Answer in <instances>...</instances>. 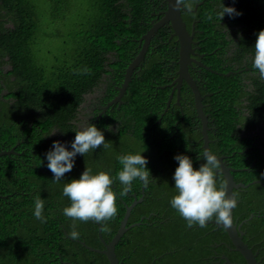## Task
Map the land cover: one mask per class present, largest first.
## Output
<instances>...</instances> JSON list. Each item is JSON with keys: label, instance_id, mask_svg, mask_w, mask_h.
Masks as SVG:
<instances>
[{"label": "trees", "instance_id": "1", "mask_svg": "<svg viewBox=\"0 0 264 264\" xmlns=\"http://www.w3.org/2000/svg\"><path fill=\"white\" fill-rule=\"evenodd\" d=\"M38 1L0 0V153L11 149L15 152L0 157V264H109L104 255L90 252L79 243L103 250L97 222L74 221L63 214L70 200L62 189L85 167L115 177L121 167L117 155L142 151L150 165L147 166L150 183L146 185L142 202L130 213L129 229L115 247L119 263L224 264L222 256L231 263H244L243 257L233 250L224 229L211 224L189 225L170 204L176 192L172 176L177 162L173 157L186 154L193 159L194 167L203 162L200 146L191 147L199 138L198 134L191 135L185 130L174 133L169 128L168 133H163L165 116L162 126L156 125L159 113L147 108L153 80L158 81L160 72L165 71L161 60L165 59L169 65V60L177 58L173 44L170 48L161 45L155 56H150L154 44L151 45L141 69L134 73L127 88L121 121L126 120L129 128L137 129L138 143L125 144L118 141L120 137L116 133H107V147L101 146L84 156L78 154L72 171L60 181L53 180L45 153L57 138L66 145L73 140L75 133L69 121L75 116L83 96L97 87L107 72L105 68L124 72L126 63L139 51L137 40L151 26L153 9L149 0H81L86 5L85 16L79 17L81 20L68 36L70 44L65 42L64 51L54 55L52 65L47 66L40 60L38 48L44 20L62 21L71 3L77 0H43L49 12L40 9ZM180 2L189 10L202 3L196 12L182 14L188 25L192 19H198L204 24L202 30L214 31L221 39V30L238 28L234 52L228 62H235L239 69L248 67L249 72L243 70L241 74L228 77L208 74L202 94L211 93L207 100L215 104L218 130L209 137L218 141L211 145V152L226 156L228 167L238 170L232 174L235 183L249 185L233 191L237 201L233 210L234 224L246 221L241 226L242 240L257 253V262L264 264V187L252 184L255 181L264 184V156L261 147L253 146L249 138L255 126L264 124V79L251 64L256 33L264 29V0H223L225 6H233L242 14L231 17L225 14L221 21L216 15L220 0ZM162 31L157 33L156 42L160 37L166 41L168 33L162 35ZM108 56L117 62L110 64L112 59ZM218 62L217 65L222 66ZM231 69L222 70L219 66L216 71L225 74ZM176 70V66H171L167 72L173 75ZM118 79L122 80V76ZM246 81H250L251 87L239 84ZM240 98L246 102L244 107ZM242 108L246 116L240 115ZM133 121L137 122L136 128ZM242 130L247 138L237 137ZM260 145L264 147V142ZM216 181L218 187H224L221 174ZM141 185L142 182L134 180L132 190L121 196V184L115 180L112 187L117 193V214L98 223L105 242L116 234L126 206L133 201L128 194L141 197ZM36 194L45 201L47 221L43 223L33 215ZM211 220L221 222L215 217ZM74 223L79 232L77 238L70 236ZM134 224L138 225L132 227Z\"/></svg>", "mask_w": 264, "mask_h": 264}, {"label": "clouds", "instance_id": "2", "mask_svg": "<svg viewBox=\"0 0 264 264\" xmlns=\"http://www.w3.org/2000/svg\"><path fill=\"white\" fill-rule=\"evenodd\" d=\"M220 6V10L216 12L220 21L225 14L230 17L242 14L233 6H225L223 0H220ZM211 18L210 15L209 19ZM253 47L252 68L261 79H264V29L256 33ZM73 132L74 139L67 145L53 141L51 148L45 153L47 167L53 173L55 181H60L66 173L72 171L78 154L84 156L101 146L107 147L104 131L89 121H81ZM143 152L117 155L116 159L121 167L115 177L110 176L108 172L85 167L77 178L70 179L63 186V195L70 200V204L63 208V214L74 221L83 222L92 220L100 223L113 218L118 211L117 193L112 187L116 179L121 184V196L132 190L134 180H139L145 185L150 183L148 160L142 155ZM173 158L177 162L172 176L176 192L170 200L171 206L189 225L203 227L213 217L229 223L230 211L236 206L237 201L226 194L223 185L217 186L216 174L220 168L218 157L205 149L202 152L203 162L198 167H194L193 159L186 154H176ZM44 203L41 195L36 194L33 215L42 223L47 221V217L44 216ZM72 227L70 236L77 238L79 232L75 223Z\"/></svg>", "mask_w": 264, "mask_h": 264}, {"label": "flooded vegetation", "instance_id": "3", "mask_svg": "<svg viewBox=\"0 0 264 264\" xmlns=\"http://www.w3.org/2000/svg\"><path fill=\"white\" fill-rule=\"evenodd\" d=\"M151 3V8L153 12L150 14L152 19L149 21L151 24L150 28L160 21L163 17V14L167 10V3L166 0H149ZM183 5V4H182ZM184 6V5H183ZM185 8V7H184ZM186 9V8H185ZM189 10V9H187ZM181 13L182 20L185 24L186 30L190 36H192V44H191V52H190V62L188 65V72L190 78L195 83L196 87L198 88L200 95L203 97L202 100V111L204 115L207 117V135L209 139V150L211 151V145L217 143V139H210L209 134L216 133L218 130L217 121L215 120V110L214 103L208 102L207 98H209L211 93L209 94H202V89H206L208 74H215L220 75L223 77H228L230 75L241 74L243 70L248 71L250 68L245 67L243 69H239V66H236L235 62L229 61L230 55L234 52V45L236 42L235 31L238 30L237 27H230L228 29L221 30V34L223 35V39L220 38L219 35L214 34V31H204L201 27H204V24H201V21L198 19H192L188 23L183 19ZM212 27V26H210ZM149 28V29H150ZM214 28V27H213ZM148 29V30H149ZM147 30V31H148ZM163 30V31H162ZM159 31H162L165 35L168 33L166 41L164 42L162 37L157 38L156 42V35ZM161 32V33H162ZM146 34V33H145ZM239 37V33L236 34ZM142 37V36H141ZM140 37V38H141ZM139 38V39H140ZM138 41V48L140 51L141 45ZM156 43V44H155ZM154 44V45H153ZM173 44V48L177 51V58L176 60H169V65L166 64L168 61L165 59L161 60V63L164 64V73L160 72L158 75V81L153 80V84L149 90L150 94L149 103H147V108L151 110H156V113H159L160 118L156 119L154 124H162V118H164L163 122V133H168V128L173 130L174 133H179L185 130V132L190 133L191 135H199V138L196 142H192L191 147L196 148L199 147L202 149L203 141H202V123L200 119L197 117V112L195 108L194 97L192 94V90L190 89L189 85L182 81L181 84L178 85L177 82V71H178V60H179V43L177 42V38L173 36V31L169 24H164L162 27L158 29L155 35L150 39L148 49L146 54L148 53L151 45H153V53H150V56L157 55L156 53L159 52L161 45L170 48L169 46ZM213 49V50H211ZM138 51V53H139ZM170 51V50H169ZM135 55V57L138 55ZM155 53V54H154ZM169 53V52H168ZM145 54V56H146ZM144 56V59H145ZM162 56V55H161ZM109 59H112L110 64H114L117 62L111 56H108ZM135 57L128 63H126V67L124 72L113 71L111 68H105L107 70L106 73L103 74L100 82L98 83L97 87L93 89L91 93H88L83 96L82 102L79 104L78 108L76 109L75 116L70 119L69 124L71 127L73 126V130L75 129L76 125L79 124L81 121H89V123L95 124L98 128L104 131V135L107 133H116L119 142H124L125 144H132L138 143L137 138V129H131L127 126L126 120L123 122L121 121V117L124 115L123 108L126 105L124 100L127 92V88L129 84L132 82V78L135 72L141 69V66L144 63H140V65L133 71L131 75L130 82L123 93V95L119 98L120 89L122 87V83L124 80L125 70L130 65V63L135 59ZM220 63H219V62ZM217 62L221 65H217ZM228 62V63H227ZM243 65H246V60L243 61ZM177 67V70L174 72L173 75L168 74L167 69L169 67ZM220 68L225 70L228 67H232V71L223 74L222 72H217L216 69ZM216 68V69H215ZM8 70V68H5ZM4 71V70H3ZM138 73V72H137ZM122 76V80L118 79V76ZM242 81L244 79L242 78ZM209 82V80H208ZM211 82V81H210ZM161 83V84H158ZM241 86H250V81H246L239 83ZM161 91V92H159ZM119 98V100H117ZM242 101L241 107L246 105L244 102V98H240ZM241 112V113H240ZM240 115L246 116L247 112L244 108L239 110ZM137 122L133 121L132 125L135 127ZM165 124V125H164ZM122 125V126H121ZM153 125V124H152ZM216 125V126H215ZM162 126V125H161ZM142 130L145 128H141ZM236 129L240 130L239 125H236ZM124 133V134H123ZM123 134V135H121ZM250 139H252V145H258V148L261 147L262 154L264 156V147L262 144L264 142V124H258L255 126L254 130L249 133ZM51 136L54 137V133H51ZM50 136V137H51ZM123 137V138H121ZM237 137H248L245 135V131H240L237 134ZM61 138H57L56 141L60 140ZM74 139V138H73ZM121 139V140H120ZM128 141V143H126ZM62 142V141H61ZM65 143V142H62ZM66 144V143H65ZM193 148H190L193 150ZM203 151V150H202ZM149 152V151H148ZM261 154V155H262ZM218 156V155H216ZM218 157H224L223 162L225 163L226 167H228L226 160V156L220 155ZM150 166V165H147ZM146 185L142 183L140 187L141 197L137 198L136 194H128L129 197L133 198V201L136 199L137 201L141 199L143 200V195L145 191ZM132 201V202H133ZM131 202V203H132ZM140 203V202H139ZM138 203V204H139ZM131 205V204H130ZM129 205V206H130ZM127 207V206H126ZM126 209V208H125ZM215 221V220H211ZM218 222V221H217Z\"/></svg>", "mask_w": 264, "mask_h": 264}, {"label": "water", "instance_id": "4", "mask_svg": "<svg viewBox=\"0 0 264 264\" xmlns=\"http://www.w3.org/2000/svg\"><path fill=\"white\" fill-rule=\"evenodd\" d=\"M167 3V10L163 14V17L160 21L155 23L147 32L144 34L140 39L139 42L141 45L140 51L138 55L135 57V59L130 63V65L125 70L124 80L122 83V87L120 89L119 98L123 95L125 92L133 71L140 65L141 62L144 60V56L146 54V51L148 49L149 41L150 39L155 35V33L158 31L160 27H162L164 24H169L171 27V30L173 31V36L177 38V42L179 43V60H178V71H177V82L178 85L181 84L182 81H185L190 89L192 90V94L194 97L195 102V108L197 112V117L200 119L202 123V141H203V147L202 150L205 149L209 150V139L207 135L208 127H207V117L204 115L202 111V100L203 97L200 95V92L198 88L196 87L195 83L190 78L189 72H188V65L190 62V52H191V44H192V36L189 35V33L186 30L185 24L182 20L181 13L187 12V13H194L196 12L199 5L202 3L196 5L194 9L187 10L184 8L180 0H166ZM119 98L117 100H119ZM15 154L14 149H11L10 151L2 152L0 153L1 156H9ZM218 157V156H217ZM220 168L216 174V178L218 174H221L225 185L224 189L226 191V194L229 197H234V190L239 189H245L249 185H244L241 183H235L232 174L238 170L232 169L230 167H226L225 163L223 162L224 157H218ZM260 184L264 187V184L255 181L252 184ZM235 198V197H234ZM140 200H134L130 206H127L125 209V214L123 217V220L120 223V226L118 228V231L113 236V238L109 242H105V240L101 236V226L97 223L98 226V237L103 245V250L95 249L92 247L87 246L84 242H79L85 249L89 250L90 252H95L101 255H104L109 264H120L117 256L115 254V247L120 242L122 236L127 232L129 229L127 227V221L130 216V213L132 209L139 203ZM235 208V207H234ZM233 209L230 211V222L225 223L223 221L217 222V221H209L206 224L215 225L217 229H224L226 234L229 237V240L232 243L233 250L238 252L244 259V263H231L228 258L225 256H222L221 259L224 261V264H260L256 260L257 253H253L252 249L248 247L247 244H245L242 240L243 232L241 231V226L246 221H243L241 224L236 225L233 221ZM252 216L249 217L251 219ZM138 224H134L133 226H137Z\"/></svg>", "mask_w": 264, "mask_h": 264}, {"label": "rangeland", "instance_id": "5", "mask_svg": "<svg viewBox=\"0 0 264 264\" xmlns=\"http://www.w3.org/2000/svg\"><path fill=\"white\" fill-rule=\"evenodd\" d=\"M37 4L40 9L49 12L43 0H39ZM84 6L86 5L83 1L77 0L71 3L62 21L54 23L50 19L47 22L44 20V28L40 31L38 42V48L41 51L39 57L44 65H52L53 56L64 51V43L70 44L67 38L73 33L75 24L81 20L79 17L85 16L86 7Z\"/></svg>", "mask_w": 264, "mask_h": 264}]
</instances>
